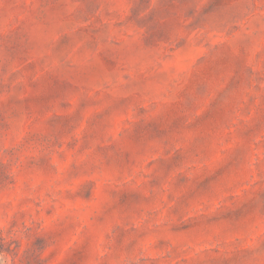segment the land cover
Here are the masks:
<instances>
[{
  "label": "rangeland",
  "instance_id": "obj_1",
  "mask_svg": "<svg viewBox=\"0 0 264 264\" xmlns=\"http://www.w3.org/2000/svg\"><path fill=\"white\" fill-rule=\"evenodd\" d=\"M0 264H264V0H0Z\"/></svg>",
  "mask_w": 264,
  "mask_h": 264
}]
</instances>
